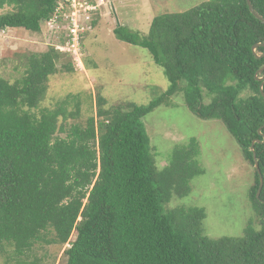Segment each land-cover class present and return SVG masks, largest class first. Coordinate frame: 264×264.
<instances>
[{
  "label": "trees",
  "instance_id": "obj_1",
  "mask_svg": "<svg viewBox=\"0 0 264 264\" xmlns=\"http://www.w3.org/2000/svg\"><path fill=\"white\" fill-rule=\"evenodd\" d=\"M60 1L0 0V10L12 8L0 16V33L40 34ZM251 3L264 18V0ZM113 33L148 50L169 80L168 91L146 106L106 108L100 96L97 116L82 126L69 124L81 114L80 102L69 111L77 99L69 97L37 115L49 78L60 71L63 54L54 47L32 56L21 81L0 78V254L10 246L14 264H44L30 258L37 244H70L65 264H264V187L258 199L254 161L264 179V95L257 80L264 78L258 58L264 48L253 52L264 43V23L247 0H213L157 17L147 36L125 26ZM71 65L65 72H73ZM182 91L192 114L222 122L255 167L254 219L242 237L214 240L205 233L204 209L167 208L173 197L188 198L192 182L205 175L199 146L193 139L176 148L158 170L144 120Z\"/></svg>",
  "mask_w": 264,
  "mask_h": 264
},
{
  "label": "rangeland",
  "instance_id": "obj_2",
  "mask_svg": "<svg viewBox=\"0 0 264 264\" xmlns=\"http://www.w3.org/2000/svg\"><path fill=\"white\" fill-rule=\"evenodd\" d=\"M213 0H105L96 26L84 41L85 70H78L65 55H60L57 75L51 76L47 92L34 111L56 109L69 97V111L81 103V114L69 124L85 125L97 116V99L107 100L106 108L136 103L146 106L170 87L164 70L157 66L148 50L120 42L114 35L118 26L147 36L153 21L162 15L185 13ZM12 12V8L0 10V16ZM55 37V36H54ZM44 28L40 34L23 29L0 33V78L15 84L26 75L33 55L47 53L59 43ZM72 63L73 72H65ZM185 87V83L181 88ZM184 91V90H183ZM173 96L168 105H162L144 120L151 140L156 168L162 170L170 163L176 148L188 147L191 140L198 143L199 162L205 175L196 178L188 198L173 197L168 210L200 208L207 214L204 227L212 239L239 238L254 219L249 194L255 185V167L242 155L236 140L220 121H204L188 109L184 92ZM206 96V92L204 93ZM211 100L206 96L205 103ZM255 219V227L260 229ZM52 238V236H50ZM74 233L70 242H75ZM66 246L37 244L30 258H38L44 264H65ZM13 247L6 246L0 254V264H14Z\"/></svg>",
  "mask_w": 264,
  "mask_h": 264
},
{
  "label": "built area",
  "instance_id": "obj_3",
  "mask_svg": "<svg viewBox=\"0 0 264 264\" xmlns=\"http://www.w3.org/2000/svg\"><path fill=\"white\" fill-rule=\"evenodd\" d=\"M103 5L105 0H62L45 25L48 34L59 42L52 46L78 70H85V37L94 29Z\"/></svg>",
  "mask_w": 264,
  "mask_h": 264
},
{
  "label": "water",
  "instance_id": "obj_4",
  "mask_svg": "<svg viewBox=\"0 0 264 264\" xmlns=\"http://www.w3.org/2000/svg\"><path fill=\"white\" fill-rule=\"evenodd\" d=\"M247 4H248L249 9H250V12L253 14V16H254L256 19H258L259 21H261V22L264 23V18L260 17V16L255 12V10H254V8H253V6H252L251 0H247ZM259 48H264V43L256 45V46L253 48V52L256 53V51H257ZM258 58H259V59H262V58H264V55L259 56ZM263 73H264V68L260 71L259 74H263ZM257 80H258V81H263V87H264V78L261 79V78L257 77ZM263 87H262V89H261V92H262V94L264 95ZM257 142H258V141H256V142L254 143V145H255ZM254 145L252 146V149H251L252 152H254ZM254 161H255V167H256V170H257V172H258L259 175H260V181H261V183H260V188H259V191H258V193H257V198L260 199V197H261V193H262V190H263V187H264V179H263L262 176H261L260 167H259V163H258V161H257L256 156H254Z\"/></svg>",
  "mask_w": 264,
  "mask_h": 264
}]
</instances>
